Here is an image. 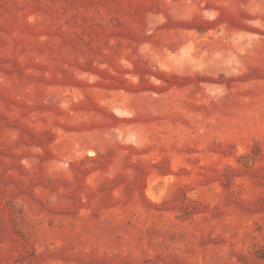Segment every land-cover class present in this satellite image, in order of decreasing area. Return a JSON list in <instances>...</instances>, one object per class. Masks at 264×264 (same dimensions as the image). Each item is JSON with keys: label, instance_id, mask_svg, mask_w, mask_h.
Returning a JSON list of instances; mask_svg holds the SVG:
<instances>
[{"label": "rangeland", "instance_id": "1", "mask_svg": "<svg viewBox=\"0 0 264 264\" xmlns=\"http://www.w3.org/2000/svg\"><path fill=\"white\" fill-rule=\"evenodd\" d=\"M0 264H264V0H0Z\"/></svg>", "mask_w": 264, "mask_h": 264}]
</instances>
